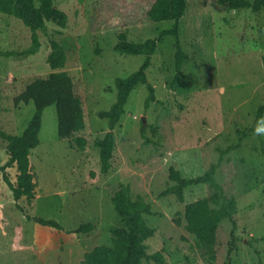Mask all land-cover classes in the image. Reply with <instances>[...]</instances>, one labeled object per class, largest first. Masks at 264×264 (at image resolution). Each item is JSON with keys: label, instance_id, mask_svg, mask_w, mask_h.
<instances>
[{"label": "rangeland", "instance_id": "rangeland-1", "mask_svg": "<svg viewBox=\"0 0 264 264\" xmlns=\"http://www.w3.org/2000/svg\"><path fill=\"white\" fill-rule=\"evenodd\" d=\"M98 1L53 0L67 13V23L46 21L43 30L0 12V50H24L34 35L39 42L35 53L0 55V130L23 131L34 106L15 104L14 96L52 71L66 70L73 78L85 117L83 129L60 137L55 105L46 106L40 142L29 154L36 194L31 201L22 196L20 202L30 214L56 219L62 228L27 219L0 171V264H85V252L110 244L112 228L121 222L112 202L121 183H128L132 197L151 203L156 211L145 215L155 228L146 239L148 254L163 248L167 264H264V134L254 131L258 121L264 122V112L256 119L257 107L264 104V8L231 9L219 0H186L179 34L188 58L179 81L172 84L175 47L168 34L158 41L146 69L157 100L145 108L144 84L130 92L114 127L111 167L104 173L95 139L109 128L98 112L114 102L115 78L127 76L143 60L141 54L117 51V34L124 31L128 39L143 41L174 21H147L140 10L137 24L90 30ZM51 40L66 54L63 67L52 69L47 62ZM142 127L151 142L145 141ZM79 136L85 138L84 146L76 142ZM6 144L1 137L0 164L8 159ZM228 146L234 147L223 154L215 172L220 188L190 185L182 202L172 193L159 195L172 183L170 166L186 176L201 174L218 161L219 149ZM7 172L16 182L15 163ZM230 196L236 199L237 226L229 252L228 218L221 220L216 242L206 245L186 228L184 208L201 197L219 208ZM88 221L94 223L92 230L74 231ZM143 264L157 263L146 257Z\"/></svg>", "mask_w": 264, "mask_h": 264}, {"label": "trees", "instance_id": "trees-1", "mask_svg": "<svg viewBox=\"0 0 264 264\" xmlns=\"http://www.w3.org/2000/svg\"><path fill=\"white\" fill-rule=\"evenodd\" d=\"M37 1V5H35ZM220 3H228L229 8L237 9L248 7L253 11L264 8V0H219ZM142 12L147 21H160L172 19L173 25L161 29L156 36L148 37L143 41L128 39L126 32L117 34L114 48L126 54H141L143 60L139 67L125 77L115 78L116 98L109 108L101 109L98 115L108 121V130L95 139L99 150L101 171L106 173L111 167L115 135L114 127L124 112L130 92L139 84H144L148 94L144 101L147 108L151 101L157 100L154 86L148 80L146 69L151 63L152 55L158 41L165 35L174 38L175 75L172 84L179 81L183 62L188 58L187 52L180 42L179 19L186 11V0H99L98 9L94 13L93 20L89 24L90 30H99L106 27H125L137 24L140 21L138 13ZM0 12L21 18L31 26L33 30L45 29L46 21H53L60 26H65L68 15L61 8L54 5L53 0H0ZM39 42L33 36L30 47L21 50H0V55H27L35 53ZM47 62L52 69L63 67L66 62V54L55 40H51V52L47 56ZM32 102L33 113L21 133L13 134L0 130V138L7 141L6 150L8 159L0 164L2 179L12 192L15 206L27 219L34 220L42 225L62 228L60 222L53 218H46L30 214L27 208L21 204L20 199L25 196L29 201L35 197V182L30 166L29 154L32 148L40 142L39 132L42 125V114L46 106L54 104L57 117V133L60 137L71 136L74 132L85 126L82 100L75 91L73 78L66 70L52 71L47 76H38L26 84L24 89L14 96V103ZM264 112V104H260L256 110V119L260 120ZM252 130L253 127H250ZM141 134L146 142L151 139L146 135L144 127ZM76 142L84 146V137H76ZM237 144L235 147H237ZM234 146L219 149L220 154L217 162H213L201 174L186 176L174 166L169 167V178L172 183L159 192L160 196L174 194L179 201L185 200V188L199 183H211L220 188L216 182L215 172L223 154ZM16 164V182L10 179L7 167ZM112 202L121 222L112 228L113 237L110 244H98L84 254L85 264H143V259L151 257L157 264H167L164 249H158L150 254L147 253L146 239L153 235L155 228L150 226L145 218L146 214H155L151 203L133 198L130 185L121 183L112 195ZM236 199L230 196L223 201L219 208L211 206L209 197H201L185 203L184 218L186 228L203 244L213 245L217 239V229L222 219L228 218L232 229L230 232L229 252L234 246L236 239L235 229L237 221L234 217L236 211ZM94 228L91 221L80 223L74 231L88 232Z\"/></svg>", "mask_w": 264, "mask_h": 264}, {"label": "clouds", "instance_id": "clouds-1", "mask_svg": "<svg viewBox=\"0 0 264 264\" xmlns=\"http://www.w3.org/2000/svg\"><path fill=\"white\" fill-rule=\"evenodd\" d=\"M254 131L257 135L264 134V122L258 121Z\"/></svg>", "mask_w": 264, "mask_h": 264}]
</instances>
